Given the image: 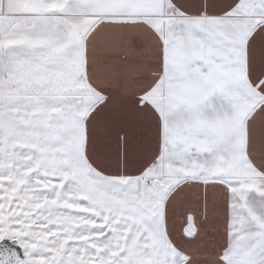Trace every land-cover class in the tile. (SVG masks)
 Segmentation results:
<instances>
[{
	"label": "snow or ice",
	"instance_id": "1",
	"mask_svg": "<svg viewBox=\"0 0 264 264\" xmlns=\"http://www.w3.org/2000/svg\"><path fill=\"white\" fill-rule=\"evenodd\" d=\"M0 264H264V0H0Z\"/></svg>",
	"mask_w": 264,
	"mask_h": 264
}]
</instances>
